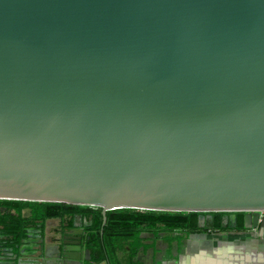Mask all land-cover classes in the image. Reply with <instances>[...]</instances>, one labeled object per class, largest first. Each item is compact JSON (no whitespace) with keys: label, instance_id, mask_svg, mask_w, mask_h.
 <instances>
[{"label":"water","instance_id":"95a60500","mask_svg":"<svg viewBox=\"0 0 264 264\" xmlns=\"http://www.w3.org/2000/svg\"><path fill=\"white\" fill-rule=\"evenodd\" d=\"M0 199L263 224L264 0H0Z\"/></svg>","mask_w":264,"mask_h":264},{"label":"crops","instance_id":"0c3cea01","mask_svg":"<svg viewBox=\"0 0 264 264\" xmlns=\"http://www.w3.org/2000/svg\"><path fill=\"white\" fill-rule=\"evenodd\" d=\"M228 215L222 225L209 227L203 222L195 231L131 228L123 232L127 234L122 240H108L98 247L88 241L90 232L85 228L91 221L84 222L81 216L75 217L71 226H66L67 217L48 218L42 232L47 242L55 245L62 234L84 233L80 259L71 264H264V223L247 229L240 214L236 224Z\"/></svg>","mask_w":264,"mask_h":264},{"label":"trees","instance_id":"16d2710c","mask_svg":"<svg viewBox=\"0 0 264 264\" xmlns=\"http://www.w3.org/2000/svg\"><path fill=\"white\" fill-rule=\"evenodd\" d=\"M206 216L204 225L217 227L222 225V219L229 214L224 211H170L155 213H126L107 212L106 220L102 224L101 211L72 210L66 208L31 204L25 202L0 199V244L14 247L21 243L30 229H44V221L48 218H66V226L73 225L75 217L81 216L84 222H91L86 226L90 232L88 241L91 245L104 246L105 241L122 240L123 233L131 228L141 227L164 229H187L195 231L201 227L199 215ZM208 215H211L208 217ZM241 215V214H240Z\"/></svg>","mask_w":264,"mask_h":264},{"label":"flooded vegetation","instance_id":"af4514ba","mask_svg":"<svg viewBox=\"0 0 264 264\" xmlns=\"http://www.w3.org/2000/svg\"><path fill=\"white\" fill-rule=\"evenodd\" d=\"M79 233H80V232H78V233L74 232V233L62 234L61 236L58 237V239L61 240L60 242H62V241H72V239H68V238H70V237H71V238H75V237L81 236V241H83L82 238L84 237V236H83L84 233H83L82 231H81L80 234H79ZM39 235L45 236V234H44L42 231H40L39 229H30V230L27 232L26 236L22 239L21 243L17 245V250H13L14 247L1 246V244H0V256H4V255L7 253V249H8V248H11V251H12L13 253H18L19 248H20L21 246H25V245L30 246V245H33L32 243H30V241H35V240H37V239L39 238V237H38ZM69 236H70V237H69ZM27 239L30 240V241H29V242H26ZM49 240H50V239H49ZM25 242H26V243H25ZM70 246H71V245H69V247H70Z\"/></svg>","mask_w":264,"mask_h":264},{"label":"built area","instance_id":"2783aa9c","mask_svg":"<svg viewBox=\"0 0 264 264\" xmlns=\"http://www.w3.org/2000/svg\"><path fill=\"white\" fill-rule=\"evenodd\" d=\"M259 216L264 218V208L258 210Z\"/></svg>","mask_w":264,"mask_h":264},{"label":"rangeland","instance_id":"374dc122","mask_svg":"<svg viewBox=\"0 0 264 264\" xmlns=\"http://www.w3.org/2000/svg\"><path fill=\"white\" fill-rule=\"evenodd\" d=\"M54 224V223H53ZM53 224H51L50 226H52ZM57 224H58V222H57V220H55V226L57 227ZM59 228V227H58Z\"/></svg>","mask_w":264,"mask_h":264}]
</instances>
